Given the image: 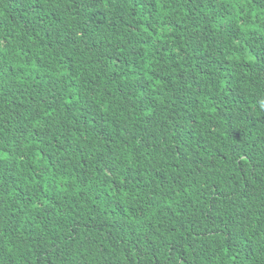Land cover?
<instances>
[{
  "label": "trees",
  "instance_id": "1",
  "mask_svg": "<svg viewBox=\"0 0 264 264\" xmlns=\"http://www.w3.org/2000/svg\"><path fill=\"white\" fill-rule=\"evenodd\" d=\"M0 264H264V0H0Z\"/></svg>",
  "mask_w": 264,
  "mask_h": 264
}]
</instances>
